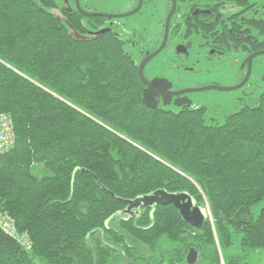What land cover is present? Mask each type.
<instances>
[{"label":"trees","instance_id":"trees-1","mask_svg":"<svg viewBox=\"0 0 264 264\" xmlns=\"http://www.w3.org/2000/svg\"><path fill=\"white\" fill-rule=\"evenodd\" d=\"M178 1L183 13L192 0ZM56 6L0 0V112L16 129L15 146L0 158V209L32 241L27 249L0 228V264L142 261L137 244L169 264H189L191 247L208 264H257L246 250L264 249V205L253 212L264 200V91L223 123L208 122L205 107H149L125 41L110 28L77 35L83 15L75 10L63 22ZM231 24L219 30L236 42ZM253 25L262 49L264 19ZM40 163L49 174L34 172ZM158 189L189 193L212 217L193 227L173 204L127 213L111 194L133 199ZM115 216L120 229L108 224ZM236 243L241 251L229 254Z\"/></svg>","mask_w":264,"mask_h":264},{"label":"flooded vegetation","instance_id":"flooded-vegetation-1","mask_svg":"<svg viewBox=\"0 0 264 264\" xmlns=\"http://www.w3.org/2000/svg\"><path fill=\"white\" fill-rule=\"evenodd\" d=\"M261 1L263 3H261ZM95 2L96 0H79L80 6L83 9V11H81L77 8L76 0H56L57 6L55 9L58 12H55L54 10L53 12L57 16H59L63 22H66L68 16L67 13H73L75 10H78L80 14L83 15V17L81 18V22L85 29L84 33H86L91 29H96L100 25L104 24L105 21L109 18L97 15L91 16L85 13L105 12L96 7L94 5ZM241 2L242 4L240 6H232L231 3L228 2V0H192L189 6L183 8V14L182 12L177 13L179 5V1L177 0V8L171 18L169 36L166 46L164 47L166 48L167 45L171 47V54L173 55V57L171 58L172 65L166 72L156 74L151 72L150 68L147 67L153 60L152 59L146 64L144 68L145 76L149 80H152L155 77H163L167 80L164 82V86L161 88V90L167 94V100H170V103L164 105V95L160 93L156 96L158 102L157 105L160 104L167 109L173 110H180L185 106L193 107V103L198 101V97L193 96V92L197 91L180 93L179 95L174 94V92L189 88L188 85H182L181 80L186 78L189 74H193L198 69L201 70L202 68L215 67V70H219V64L223 60H225L228 55L237 54L242 57L241 62L237 67L238 69H245V74L237 84H239L244 79L248 68V56L258 50L264 49L255 48L260 43L262 35L259 29L253 25L258 20L264 19V0H241ZM138 3L139 0H136V4L133 6V9L138 5ZM145 6L152 7V9L150 10L151 14L148 20L154 18L153 23H155V25L153 27V31L154 35L157 34V40L151 46H139L144 40L143 37L139 41L131 42L132 46L129 47L136 51L139 56H142L141 58L139 57L140 59L138 60V64L148 53L156 50L161 44L165 32L166 17L171 10L172 0H143V5L138 12H140ZM164 9H167L165 15L162 13ZM154 10L157 11L158 18H156V15L153 12ZM235 13L237 14V16H232ZM95 17L103 18V23H91L94 21L93 18ZM90 19L93 21H90ZM188 21L192 23L215 21V29L211 31L190 32L184 29L185 22ZM229 23H232L231 25L236 27L237 31L234 35L235 38H237L238 40L240 39L239 41H229L227 32L219 30L220 28L224 29L228 27L227 25ZM112 26H114V23L112 24ZM112 26L109 28L112 29L116 34H118V32ZM118 36L125 41L126 48V43L129 41L128 39L130 37L128 36L127 39H125L119 34ZM218 36H220L221 38H218ZM159 38L160 40L158 41ZM229 44L233 45L231 51L227 50ZM245 49L248 51V54L244 52ZM256 58L257 56L254 57L252 61L251 74L253 73L254 68L258 62ZM181 69L185 70L186 73H181L179 71ZM212 84L221 85L219 80H212L208 85ZM146 86L147 85L145 84V87ZM263 91L264 89L261 92ZM177 98L179 100H185L187 102L190 101L191 103H184L181 106H177L176 104H174V101Z\"/></svg>","mask_w":264,"mask_h":264},{"label":"rangeland","instance_id":"rangeland-1","mask_svg":"<svg viewBox=\"0 0 264 264\" xmlns=\"http://www.w3.org/2000/svg\"><path fill=\"white\" fill-rule=\"evenodd\" d=\"M261 3L263 2L261 1ZM135 4L136 0H96L94 5L101 11L109 13H124L133 9V6ZM151 9V6H145L140 12L136 14L125 17L108 18L104 24L100 25L96 29H91L86 33H80L77 31L75 33L77 35L93 36L103 29L111 27L114 23V26L112 27L118 32L121 37L125 39H127L128 36L130 37L128 39L129 41L126 43V49L128 52L132 53L137 60H139L140 56L138 55V53L131 49L129 46H132V41H139L142 37L144 40L139 46H151L157 40V34L155 33L156 35H154L153 31V27L155 25V23H153L154 18L148 20L151 14ZM53 10L55 12H58L55 8ZM166 10L167 9H164V11H162L164 15L166 13ZM153 12L156 15V18H158L157 11L154 10ZM159 40L160 38L158 39V41ZM170 48L171 47L167 45V47L164 48L161 53L153 58V60L147 66L150 68L151 72L161 74L166 72L168 68L171 67V58L173 57V55L171 54L172 51ZM241 59L242 57L237 54L228 55L226 59L219 64V70H215V67L202 68L201 70L198 69L193 74H189L186 78L182 79L181 83L182 85H188L189 87H197L208 85L212 80H219L222 86L235 85L245 74V69H238L237 67L240 64ZM256 60H258L257 65L255 66L248 82L243 87L234 90L208 89L193 92V96L198 97V101L193 103V107H205L208 122L223 123L226 116L230 113L235 112L246 105L253 104L255 102V99L264 89V54L257 56ZM179 71L181 73H186V71L182 69ZM33 169L34 172H36L39 176L50 173V170L42 163L35 165ZM263 205L264 200L257 203L253 207L254 215L258 214L259 209ZM208 206L209 205L206 203L205 208L209 213L210 210ZM108 224L119 228L117 216L111 219ZM103 236L106 242H111L113 245L119 247L116 243L112 242L108 236ZM128 242L132 243L131 240H128ZM137 246L140 248L139 250L142 251V254L147 258H144L142 261H132L124 255V260L119 264H145L146 261H148L147 264H169L168 258H159L156 253L153 254L148 249L140 246L139 244H137ZM240 251L241 250L237 243L235 244V246L228 249L229 254H236ZM246 253L248 254L249 260L253 263L264 264V249H247ZM208 263L209 258H198V264Z\"/></svg>","mask_w":264,"mask_h":264},{"label":"water","instance_id":"water-1","mask_svg":"<svg viewBox=\"0 0 264 264\" xmlns=\"http://www.w3.org/2000/svg\"><path fill=\"white\" fill-rule=\"evenodd\" d=\"M76 4H77V8L83 11V9L80 6L79 0H76ZM142 5H143V0H139L138 5L134 9L125 13H118V14L106 13V12H93V13L85 12V13L91 16L97 15V16H105L109 18L125 17L137 13L141 9ZM176 8H177V0H172L171 10L166 17L165 32L161 44L156 50H154L151 53H148L139 63V68H138L139 75L142 81L147 85L143 91V100L145 104L149 107L154 108L157 106L158 102L156 96L159 95L160 93L164 95V105L170 103V100H167V94L161 90V88L164 86V82L167 80L163 77H155L152 80H149L145 76L144 68L146 64L150 62L153 58H155L159 53H161V51L166 46L169 36V30H170V21L176 11ZM263 54H264V49L258 50L248 56L247 72L244 79L239 84L233 86H221L217 84H212L201 87H189L187 89L174 92V94L179 95L180 93L191 92V91H202L208 89L234 90L241 88L246 84L247 80L251 75L253 58ZM154 84L159 85V88L153 89L151 86ZM184 103H191V102L190 101L187 102L185 100H179L178 98L174 101V104H176L177 106H181ZM111 194L116 200L123 201L127 204V207L123 210V212H127V213H131L134 210H139L143 206H155L156 204H163V205L173 204L179 210V213L182 216V218L193 227H199L207 216L210 215L212 217L211 212L209 211L208 213V211H206L205 208L206 206L197 205L195 198L185 191L169 192L165 189H158L152 193L144 194L133 199H123L116 197L114 193ZM186 258L189 264H196L199 258L198 250L196 248L191 247L187 253Z\"/></svg>","mask_w":264,"mask_h":264},{"label":"built area","instance_id":"built-area-1","mask_svg":"<svg viewBox=\"0 0 264 264\" xmlns=\"http://www.w3.org/2000/svg\"><path fill=\"white\" fill-rule=\"evenodd\" d=\"M15 144L16 129L13 117L8 112H0V158L9 152ZM0 228L15 237L25 248L30 249L32 247L29 235L18 233L14 220L2 209H0Z\"/></svg>","mask_w":264,"mask_h":264},{"label":"snow or ice","instance_id":"snow-or-ice-1","mask_svg":"<svg viewBox=\"0 0 264 264\" xmlns=\"http://www.w3.org/2000/svg\"><path fill=\"white\" fill-rule=\"evenodd\" d=\"M151 87H152L153 89H157V88H159V85H155V84H154V85H152Z\"/></svg>","mask_w":264,"mask_h":264}]
</instances>
